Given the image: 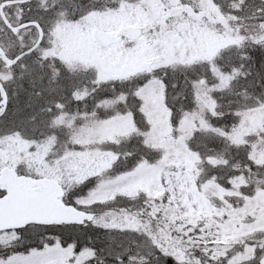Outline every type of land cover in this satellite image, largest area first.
I'll use <instances>...</instances> for the list:
<instances>
[{"label":"snow or ice","instance_id":"obj_1","mask_svg":"<svg viewBox=\"0 0 264 264\" xmlns=\"http://www.w3.org/2000/svg\"><path fill=\"white\" fill-rule=\"evenodd\" d=\"M0 264H264V0H0Z\"/></svg>","mask_w":264,"mask_h":264}]
</instances>
